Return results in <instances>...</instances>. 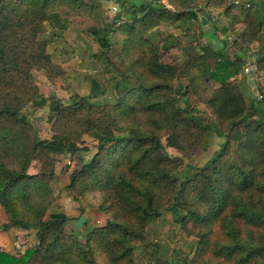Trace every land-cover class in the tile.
I'll use <instances>...</instances> for the list:
<instances>
[{"label":"trees","instance_id":"trees-1","mask_svg":"<svg viewBox=\"0 0 264 264\" xmlns=\"http://www.w3.org/2000/svg\"><path fill=\"white\" fill-rule=\"evenodd\" d=\"M195 1L120 0V11L109 21L100 0H0V206L8 217L3 228L35 234V242L20 255L0 250V264H136V243L144 239L149 220L165 210L179 212L181 230L194 238L191 264H264V119L259 115L264 97L247 103L236 80L264 17L250 12L254 0H242L249 6H238L245 25L234 43L240 41L243 54L230 58L204 43L202 53L192 50L178 63L168 57L174 44L160 27L192 22L198 14L209 20ZM73 16L90 19L104 45L111 35L121 44L114 102L79 98L64 107L54 101L55 132L41 139L21 115L38 95L31 71L41 66L49 76L59 72L42 35L48 25L63 27L62 18ZM263 46L254 47L260 69ZM186 74L191 83L175 85ZM196 78L208 91L205 104L223 127L180 105L179 99L198 85ZM70 123L79 129L72 131ZM207 132L224 137L223 144L203 166L181 175V164L164 153V144L190 154ZM82 133L95 138L96 152L88 160L79 157L69 188L78 196L96 190L94 205L108 214L85 240L66 230L64 212H48L55 175L50 154L76 152ZM35 157L42 158L40 170L30 173ZM157 264L169 262L158 259Z\"/></svg>","mask_w":264,"mask_h":264},{"label":"rangeland","instance_id":"rangeland-1","mask_svg":"<svg viewBox=\"0 0 264 264\" xmlns=\"http://www.w3.org/2000/svg\"><path fill=\"white\" fill-rule=\"evenodd\" d=\"M115 0H100L101 14L106 20L111 21L120 11L110 13V7ZM168 3V0H162ZM232 0H196V6L203 8L206 23H201V14L192 22H175L162 25L160 31L171 39L174 44L168 50L169 58L178 63H183L187 53L192 51L202 53L201 45L209 43L213 50L221 49L223 53L232 57L234 54H243L238 49L240 41L234 43L237 34L243 30L245 15L240 12L238 4L231 5ZM230 9L226 11L227 5ZM170 6L169 4H167ZM250 12L259 18L264 17V6L261 1L254 0ZM201 17V18H200ZM60 20V17H59ZM62 26L48 25L42 38L47 42L51 60L57 65V74H50L45 67H34L31 71V80L38 86V95L33 102L21 110V115L29 122L32 130L41 139H49L54 134V122L57 113L51 110V104L56 101L67 107L79 98H86L94 104H106L114 102L113 85L119 74V60L116 54L121 49V44L111 35L107 37V44L98 40L94 33L92 21L86 17L73 16L62 18ZM244 24V25H243ZM226 31L222 32V28ZM259 37L248 44L250 48L260 47L264 42V26L260 30ZM233 41H229V37ZM242 40V38H240ZM244 40V39H243ZM194 47V48H193ZM193 48V49H192ZM246 50V49H245ZM247 51V50H246ZM264 51V46H263ZM245 54V52H244ZM116 58V59H115ZM118 62H116V61ZM212 60V59H211ZM264 66V62L262 64ZM195 74L194 69L188 68V74ZM238 81L247 103L261 92L264 85V68L258 70L255 75L237 74ZM188 75H181L175 81V85H185L190 82ZM197 86L193 87L183 98L179 99L180 105L193 109L194 112L206 115L210 121L219 123L205 104L204 99L208 91H204L201 78H196ZM96 85V87L94 86ZM264 88V87H263ZM97 89L102 94L95 96ZM182 91L184 89H181ZM46 98L42 103L40 99ZM264 97V93H263ZM259 115L264 119V100L259 102ZM70 129L77 131L76 124L70 123ZM165 143L164 137L162 138ZM224 142V137L213 132H207L203 141L193 153H184L174 147L164 144V153L181 164L179 172L185 177L192 173L193 167L203 166ZM96 140L89 133H82L76 142V152H52L50 157L54 160V178L51 182L52 201L48 212H64L69 220L67 231H75L79 228V238L85 240V234L94 227L105 224L108 214L98 209L94 204L98 200L96 190L78 196L69 188L70 173L81 164L79 157L84 160L91 158L96 152ZM42 158H32L28 171L37 173L40 170ZM179 212L165 210L157 219H150L146 225L144 239L136 243L134 249L136 264H157L158 259H163L169 264H191L194 255V238L187 236L179 225ZM8 220L7 214L0 206V250L20 255L35 242V234L31 229L10 227L4 229L3 224Z\"/></svg>","mask_w":264,"mask_h":264},{"label":"built area","instance_id":"built-area-1","mask_svg":"<svg viewBox=\"0 0 264 264\" xmlns=\"http://www.w3.org/2000/svg\"><path fill=\"white\" fill-rule=\"evenodd\" d=\"M120 0H115L110 7V13L115 14L119 8ZM234 4L243 5L245 7L249 6V2H243L242 0H234ZM229 41H233L232 37H229ZM259 53L255 49H247L245 54H243V63L241 67L240 73L242 75H255L259 70ZM255 97L262 99L263 93L262 92H256L254 93Z\"/></svg>","mask_w":264,"mask_h":264},{"label":"water","instance_id":"water-1","mask_svg":"<svg viewBox=\"0 0 264 264\" xmlns=\"http://www.w3.org/2000/svg\"><path fill=\"white\" fill-rule=\"evenodd\" d=\"M202 21H203V23H206V19L203 17L202 18ZM58 107L57 106H55V109H57Z\"/></svg>","mask_w":264,"mask_h":264},{"label":"crops","instance_id":"crops-1","mask_svg":"<svg viewBox=\"0 0 264 264\" xmlns=\"http://www.w3.org/2000/svg\"><path fill=\"white\" fill-rule=\"evenodd\" d=\"M230 58H231V57H230ZM78 229H80V227H79V228H74L73 230L77 231Z\"/></svg>","mask_w":264,"mask_h":264}]
</instances>
